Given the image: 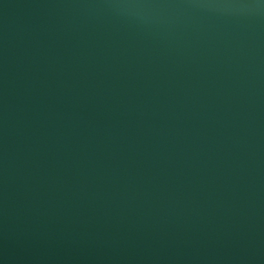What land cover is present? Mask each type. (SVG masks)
<instances>
[{"label": "water", "instance_id": "1", "mask_svg": "<svg viewBox=\"0 0 264 264\" xmlns=\"http://www.w3.org/2000/svg\"><path fill=\"white\" fill-rule=\"evenodd\" d=\"M0 264H264V0H0Z\"/></svg>", "mask_w": 264, "mask_h": 264}]
</instances>
